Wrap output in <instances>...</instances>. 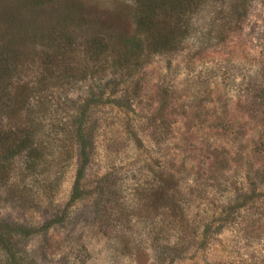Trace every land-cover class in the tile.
I'll list each match as a JSON object with an SVG mask.
<instances>
[{"label": "trees", "instance_id": "trees-1", "mask_svg": "<svg viewBox=\"0 0 264 264\" xmlns=\"http://www.w3.org/2000/svg\"><path fill=\"white\" fill-rule=\"evenodd\" d=\"M212 1L223 7L218 13L223 15L220 24L214 19V27L222 29L231 24V17L236 16L240 22L247 16L246 9H239V2L246 5L249 0H133L135 32L112 39L108 27L96 23L95 13L88 10L84 0H0L3 259L11 264H36L38 258L40 264H50L53 233H69L70 237L79 228L96 227L101 231L103 224V230L111 226L118 212L120 198L115 197L120 185L111 181L110 173L99 176L91 171L97 125L93 110L107 102L105 96L109 91V104L120 109L132 108L129 89L138 65L151 55L178 50L177 46L191 33L193 15ZM78 85L86 88L75 96ZM122 89L124 94L120 95ZM133 93L134 97L139 94ZM258 98L264 101V86L259 87ZM163 120L153 122L156 129L151 133L161 143L166 141ZM68 134H72L75 150V175L68 203L60 205L55 197L62 175H53L57 172L53 171L45 150L51 145L59 146ZM53 140L56 143L51 144ZM248 142L241 139L234 156L230 150L215 148L207 173L197 175L195 189L199 200L203 197L206 201V193L219 194L215 200L221 209L211 219L205 217L206 211L201 218H185L186 209L194 203L191 196L195 190L190 189L189 197L183 196L182 183L188 179V173L181 169V164L161 168L154 183L151 181L140 192L144 211L160 214L164 220L172 219L157 226L154 245H158V264L167 259L171 262L181 250H203L214 235L238 217L246 221L243 213L248 210L258 215V221L262 219L264 147L257 149L259 157H252L246 151ZM253 158L258 165L252 163ZM19 161H23L22 166ZM245 171L249 188L242 191L236 185L237 176ZM224 194H232L226 202L220 199ZM77 203L79 207L71 211ZM172 226L177 231L174 236L167 233ZM261 228L256 221L248 223L246 233L251 230L259 238L264 233L258 231ZM34 238L40 243L32 250L25 242ZM260 262L264 264V260Z\"/></svg>", "mask_w": 264, "mask_h": 264}, {"label": "rangeland", "instance_id": "rangeland-1", "mask_svg": "<svg viewBox=\"0 0 264 264\" xmlns=\"http://www.w3.org/2000/svg\"><path fill=\"white\" fill-rule=\"evenodd\" d=\"M84 1L95 13L91 14L96 23L108 27L112 39L135 32L133 0ZM221 8L220 2H210L193 15L191 33L177 46L178 50L151 55L138 65L129 89L132 108L109 104V91L107 102L93 110L97 125L91 171L99 176L110 173L111 181H118V212L106 230L103 224L101 231L96 227L79 228L70 237L69 233H53L50 264H158V245H154L157 226L172 219L144 211L140 192L151 181L154 183L161 168L181 164L188 173L182 183L183 196H188L190 189L195 191L191 196L194 203L186 209L185 218H201L206 211L205 217L211 219L221 209L215 200L219 194L206 193L207 200H199L195 185L197 175L207 173L214 159L213 150H230L234 156L242 139L245 144L249 141L246 151L250 156L259 157L257 149L264 147L260 145H264V101L258 98L259 87L264 86V0H249L246 5L240 1L239 9H246L247 16L237 22L231 14V24L222 29L212 24L214 19L220 24ZM222 22L225 24L223 18ZM85 88L76 86L73 95ZM134 91H138V97L133 96ZM119 93L123 95V89ZM161 119L166 138L162 143L151 135L156 129L153 122ZM59 143L51 145L45 154L57 172L53 175H62L55 197L61 205L68 203L75 175L72 134ZM252 163L258 165L256 158ZM246 176V171L237 176L236 185L242 191L249 188ZM231 195L224 194L220 199L226 202ZM77 207L79 203L73 204L71 211ZM243 216L246 221L238 217L214 235L203 250H181L174 260L167 259L164 264H262L264 233L256 238L251 230L247 235L246 227L256 221L257 226H263L258 231H263L264 216L258 221L253 210ZM168 229L171 235L177 233L174 226ZM39 243L34 238L25 246L34 250ZM35 261L40 264L38 258ZM0 264L11 263L0 254Z\"/></svg>", "mask_w": 264, "mask_h": 264}]
</instances>
